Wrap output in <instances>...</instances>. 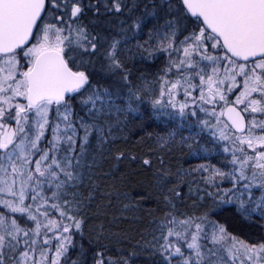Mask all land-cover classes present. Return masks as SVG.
<instances>
[{
    "label": "snow or ice",
    "instance_id": "6c2138e0",
    "mask_svg": "<svg viewBox=\"0 0 264 264\" xmlns=\"http://www.w3.org/2000/svg\"><path fill=\"white\" fill-rule=\"evenodd\" d=\"M0 264H264V0H0Z\"/></svg>",
    "mask_w": 264,
    "mask_h": 264
},
{
    "label": "trees",
    "instance_id": "16d2710c",
    "mask_svg": "<svg viewBox=\"0 0 264 264\" xmlns=\"http://www.w3.org/2000/svg\"><path fill=\"white\" fill-rule=\"evenodd\" d=\"M134 70L137 71V74H143L144 76L147 77L148 80H152L155 76H157L159 74L160 71V62H156V63H148V64H141V63H137L134 66ZM157 125H159L160 127H163V125L161 124V122L159 120L156 121V123L153 125L152 127V131H157ZM129 131H136L135 127L130 124L129 125ZM128 134V133H126ZM141 135H145V134H141ZM133 142H136L140 139L139 136H134L133 138ZM145 144L143 146V151L147 152L150 151L148 144L150 143V141H147L146 139V135H145ZM185 159V157L179 153H177L175 155V159L173 160L174 164H182L183 160ZM132 191L135 193V191H139V189L136 186H133ZM156 205H155V201H144L141 205V209H140V214L143 216L147 215V210L148 209H155ZM150 219V218H149ZM144 226H147V222L143 221L141 222ZM126 226V225H125ZM140 260L143 261L145 260V257H140Z\"/></svg>",
    "mask_w": 264,
    "mask_h": 264
}]
</instances>
